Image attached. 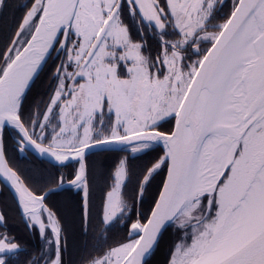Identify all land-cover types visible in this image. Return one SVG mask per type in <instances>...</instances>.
Segmentation results:
<instances>
[{
	"label": "snow or ice",
	"instance_id": "1",
	"mask_svg": "<svg viewBox=\"0 0 264 264\" xmlns=\"http://www.w3.org/2000/svg\"><path fill=\"white\" fill-rule=\"evenodd\" d=\"M0 264H264V0H0Z\"/></svg>",
	"mask_w": 264,
	"mask_h": 264
},
{
	"label": "trees",
	"instance_id": "2",
	"mask_svg": "<svg viewBox=\"0 0 264 264\" xmlns=\"http://www.w3.org/2000/svg\"><path fill=\"white\" fill-rule=\"evenodd\" d=\"M11 2L15 3V2H17V0H11Z\"/></svg>",
	"mask_w": 264,
	"mask_h": 264
}]
</instances>
